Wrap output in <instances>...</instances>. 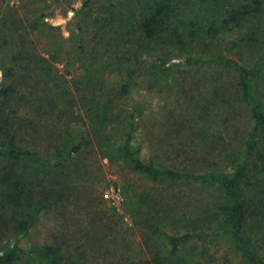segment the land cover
<instances>
[{"label": "trees", "instance_id": "1", "mask_svg": "<svg viewBox=\"0 0 264 264\" xmlns=\"http://www.w3.org/2000/svg\"><path fill=\"white\" fill-rule=\"evenodd\" d=\"M183 2L83 0L76 10V50L83 55L78 63L87 74L75 76L72 88L78 96L60 84L54 64L28 46V42L34 46L35 34L57 27L38 20L26 25L9 6L3 13L2 45L13 42L15 53L13 64L0 66L7 80L0 84V264H85V251L77 247L64 252L55 244L24 243L43 215L66 209L79 186L77 180L90 173L82 164L96 149L156 183L215 193L202 207L192 203L180 208L178 196L179 208L171 204L161 211H144L148 240L158 248L151 250V259L125 258L114 264H202L206 244L223 241L238 259L236 264H264V0H197L201 8L194 14H186ZM236 29L243 31L233 41L238 53L210 47ZM144 55L153 59L143 62ZM111 62L124 75L107 88L104 75ZM205 67L235 78V102L250 119L244 135L237 144L230 143L233 137L222 143L214 168L197 172L159 159L146 161L135 143L140 127L136 112L122 109V97L144 73L173 79L177 73ZM235 116L231 113L225 119L227 134ZM76 121L83 127L75 126ZM219 142L209 145L213 149ZM184 145L173 144V153L187 155ZM168 148L165 154L171 153ZM161 216L186 229L166 230ZM84 237L86 245L89 238ZM92 242L97 246L95 239Z\"/></svg>", "mask_w": 264, "mask_h": 264}, {"label": "rangeland", "instance_id": "2", "mask_svg": "<svg viewBox=\"0 0 264 264\" xmlns=\"http://www.w3.org/2000/svg\"><path fill=\"white\" fill-rule=\"evenodd\" d=\"M197 4V0H184L181 7L188 11L186 14H194L201 8ZM82 5L83 0H0V19L9 6L17 11L26 25L38 20L57 27L51 32L40 31L35 34L34 46L29 42L28 46L35 48L38 54L54 64V73L60 77V84L76 92L75 96L79 94L72 88L75 76L87 74L82 64L78 63L83 55L76 50V21L79 19L76 17V10ZM41 15L42 18H39ZM88 27L87 25L86 28ZM89 28V32L94 35L93 28ZM242 32L236 29L223 34L210 47L222 53H238L233 41ZM2 37L0 36V66L13 64L14 43L2 45ZM90 52L91 50L88 56L91 55ZM171 57L177 56L173 54ZM244 57L249 61V55L244 54ZM152 59L149 55L142 57L143 62ZM106 67L104 81L107 88H113L124 74L114 62ZM234 81L235 78L226 71L206 67L177 73L173 79L160 80L159 77L145 73L137 77L131 92L122 97L121 103L124 111L128 109L136 112L140 127L135 133V143L142 147L144 159H159L167 165L197 172L214 168L213 163L217 161L221 149L219 147L225 140L226 143L230 142L232 137L234 140L230 143L237 144L235 141L244 135L250 120L240 108L241 104L235 102L237 94ZM5 82L7 80L3 78V71L0 69V84ZM225 99H228L226 103L223 102ZM194 112L205 117L194 118ZM231 113H237V116L232 117L230 125L233 127L227 134L225 119ZM76 122L75 126L83 127L81 122ZM207 140L208 143H205ZM217 141H220L219 144L214 143L216 148L212 149L210 142ZM179 143L185 144L189 151L187 155L177 156L173 153L172 149ZM166 147H169L170 154L164 153ZM82 166L83 169L89 166L90 173L84 179L77 180L76 185L79 186L75 189L74 197L70 196L66 201V209L60 207L43 215L32 230L30 239L24 243L26 246L50 243L62 247L64 252L77 247L85 251V264H114L125 258L135 261L140 258L151 259V250L157 249L159 244L153 248V241L148 240V229L142 221L144 211H161L165 208L163 205L171 204L179 208L175 203L179 200L175 199L178 196L181 199L180 208L187 204L190 207L192 203L202 207L210 198L215 197L214 192L191 185L176 187L151 181L123 163L111 161L97 149L93 155L87 156ZM111 187L122 189L124 200L119 210L103 196ZM113 215L115 219H109ZM101 216L104 220L99 222ZM161 217V225L170 232H183L186 229L183 225ZM110 221L117 222L111 224V229L107 228ZM84 235L89 238L86 245L82 243L85 241ZM94 239L97 246L91 244ZM206 248L208 252L202 259V264H236L238 261L227 242H213L206 244ZM202 249L201 246L200 251Z\"/></svg>", "mask_w": 264, "mask_h": 264}, {"label": "built area", "instance_id": "3", "mask_svg": "<svg viewBox=\"0 0 264 264\" xmlns=\"http://www.w3.org/2000/svg\"><path fill=\"white\" fill-rule=\"evenodd\" d=\"M104 198L108 200L118 210L121 208L124 200L122 189L120 187H111L104 192Z\"/></svg>", "mask_w": 264, "mask_h": 264}]
</instances>
